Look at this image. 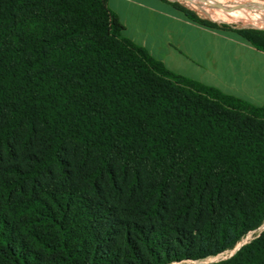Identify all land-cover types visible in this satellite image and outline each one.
<instances>
[{"label":"trees","instance_id":"1","mask_svg":"<svg viewBox=\"0 0 264 264\" xmlns=\"http://www.w3.org/2000/svg\"><path fill=\"white\" fill-rule=\"evenodd\" d=\"M107 1L0 0V264L204 260L264 225V104L173 71ZM192 264H264V228Z\"/></svg>","mask_w":264,"mask_h":264},{"label":"crops","instance_id":"2","mask_svg":"<svg viewBox=\"0 0 264 264\" xmlns=\"http://www.w3.org/2000/svg\"><path fill=\"white\" fill-rule=\"evenodd\" d=\"M173 1L107 2L124 23L127 37L173 71L264 104V51L230 28L214 29L189 20ZM121 12L131 17L133 30L129 31Z\"/></svg>","mask_w":264,"mask_h":264},{"label":"rangeland","instance_id":"3","mask_svg":"<svg viewBox=\"0 0 264 264\" xmlns=\"http://www.w3.org/2000/svg\"><path fill=\"white\" fill-rule=\"evenodd\" d=\"M176 1L193 9L201 17L210 19L220 24L222 28H230L232 31L234 29L264 30V23H263L264 20L261 18V14H260V13L264 14V0H257V2H254L256 0H176ZM114 3L115 0H112V5ZM207 10L208 12L214 14H208ZM121 16L125 21H127L129 25V31L133 30L131 26L132 20H130L131 17L128 18L124 16L122 12H121ZM124 35L127 36L125 31H124ZM263 228L264 225H262L258 230L250 231L244 237V239L240 243H238V245L252 239ZM237 246L234 247L233 249H229L219 254L209 256L204 260H197V261L187 260L183 262H174L172 264H192V263H199L201 261H205V262L217 261L219 259H223L232 255L237 249Z\"/></svg>","mask_w":264,"mask_h":264},{"label":"bare ground","instance_id":"4","mask_svg":"<svg viewBox=\"0 0 264 264\" xmlns=\"http://www.w3.org/2000/svg\"><path fill=\"white\" fill-rule=\"evenodd\" d=\"M254 2H257V0L254 1ZM258 2H259V1H258ZM194 6H195V5H194ZM209 7H210V6H209ZM210 11H212V10H210ZM207 13H208V14H214V13H210V12H208V10H207ZM260 14H261V18L264 20V14H262V13H260ZM262 19H261V20H262ZM263 20H262V21H263ZM263 23H264V22H263Z\"/></svg>","mask_w":264,"mask_h":264},{"label":"water","instance_id":"5","mask_svg":"<svg viewBox=\"0 0 264 264\" xmlns=\"http://www.w3.org/2000/svg\"><path fill=\"white\" fill-rule=\"evenodd\" d=\"M243 244V243H242ZM241 244H239L238 246H237V249H238V247L240 246Z\"/></svg>","mask_w":264,"mask_h":264}]
</instances>
